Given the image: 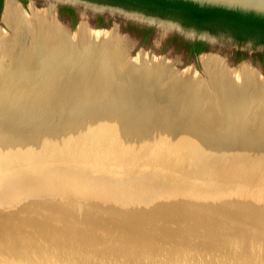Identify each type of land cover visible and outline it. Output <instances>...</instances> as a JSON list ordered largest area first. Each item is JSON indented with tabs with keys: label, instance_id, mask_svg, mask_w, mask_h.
I'll use <instances>...</instances> for the list:
<instances>
[{
	"label": "rangeland",
	"instance_id": "obj_1",
	"mask_svg": "<svg viewBox=\"0 0 264 264\" xmlns=\"http://www.w3.org/2000/svg\"><path fill=\"white\" fill-rule=\"evenodd\" d=\"M7 1L18 3L30 17L33 16V10H36L40 14L51 11L56 21L63 24L73 37H77L76 35L80 33L83 26H87L88 33L108 34L115 32V34L126 38L127 48L124 46L121 49L124 48L129 52L128 54L130 56L128 55V59L130 61L131 59L132 61H136L144 55L157 60H164L165 58L167 62L173 63L171 65L174 67L173 71L175 70V73L172 74L174 77L175 75L178 76V74L184 77L193 71V78L196 80L200 79L199 81H201L202 78H206L201 63L202 57H217L224 59L228 66L237 73L236 75H240L242 66L249 65L256 69L264 79V65L259 62L257 57L253 58L254 46L262 44L256 38H250L240 43V40L229 30H201L176 16L161 17L150 14L140 7L112 4L101 0H82L88 2L89 5L82 2L79 3L78 0H4L0 5V28L8 33H10V30L2 21ZM70 6L75 10V14L68 11V7L70 8ZM54 7L56 10L61 8V12L64 15L63 18H57ZM132 15L133 17H129ZM135 16L141 17L142 19H138ZM149 19L154 21L152 22L153 24ZM155 19L162 20L176 27L173 30H163L158 24L161 21L157 22ZM115 24L119 26V30L113 29ZM190 33L196 35V39L202 40L206 36L212 39L207 52H204L198 57L192 54L191 46L195 44L193 41L195 37L189 36ZM125 62L127 60L123 62L122 66L126 65ZM22 64L30 63L23 62ZM22 64H16V67L12 65L10 68H5L3 64H0L1 81L10 79L9 82L13 83L15 81L14 77L16 76L20 79L23 77V80H20L23 81V84L27 83L24 86L19 85L13 87L12 89L14 91L11 90V92L6 91V93H1V116L26 115L33 118L39 116L36 120L39 122H42L41 117L46 116L48 118L47 122L51 120L54 124L56 118L59 117V112H61L60 104L64 105L65 103L68 106L67 110L70 111L67 116L77 115L72 112H82L86 115L91 114L97 116L98 120L93 121L91 118L88 122L86 121L83 124L86 126L90 124L97 125L102 122L110 123L114 121L113 119H119L126 120L125 122L130 124V126L134 124L142 132H149L153 128L139 125L134 121L132 123V119H127L129 117L127 115V118H121L119 114L116 115L115 113L107 112L105 110L107 109L106 104L99 103L98 101L97 96L100 97L99 94H89L92 99L94 98L93 103L95 104L91 102L92 107H87L85 110H78L75 107L76 101L69 97L72 94H68L69 96L66 95L68 89L65 88V83L68 79L64 82L63 77H60L58 74L51 75L49 72L47 75V69L50 70V67L53 68L52 65L34 64V67L40 65L36 70L37 73L31 71V75L26 78L28 75L25 73L24 76L16 75V73L18 74L21 71L20 66ZM97 66L100 70L106 72L105 68L99 65ZM81 68L88 69L89 64H71L72 71L77 70L78 72L81 71ZM106 69L108 71L106 73L100 71V75H107L109 73L115 78V87H113L115 92L126 94L131 86L134 87V83L130 80L123 79V81L118 78L114 71L116 69L120 71L118 66ZM196 75L201 77L198 76L196 78ZM175 80L173 78L172 82ZM36 86H41L42 90L46 91V94L43 95L45 97H41V95L33 90ZM51 86L54 87L51 88ZM91 87L90 89L87 85L84 89L87 92L98 93L96 87ZM208 89H206L207 92H209ZM172 90L173 88L169 82L167 87H161L159 90L152 87L142 88V92L146 93L144 100L146 99L147 103L149 100L159 101L170 99V105L178 107L177 104L180 101L179 96L177 92L170 95L169 92ZM154 92H159L160 97L153 96ZM9 95L15 98V101L11 102L10 105L6 102V100H12L8 97ZM121 96L113 94L112 98L115 99L116 104L121 103ZM3 101L4 103H1ZM207 101V108L204 105L197 111H194L189 105V107L182 105L179 108L178 115H175L170 122L162 123L164 127L171 130V133L176 136L174 138L175 144L171 143L175 146L173 148L181 151L179 153L180 155L187 156L191 154L205 161L228 157L231 160L239 162L243 160L242 158H246L252 168L259 167V165L264 167V145L262 146L264 139H261L264 138V129H261L257 123L259 117L257 114L255 115L256 110H250L245 113V116L243 114L241 129L237 133L236 131L234 133V130L230 127L232 119L230 121L226 105L221 104L215 106V100L209 99ZM209 101H213L214 103L211 102L209 106ZM128 103L135 105V102ZM129 112L133 111L128 109ZM148 113H154V111L152 109L146 112L141 111L138 112V115ZM110 118L113 119L110 120ZM64 120L65 118L59 123L64 122ZM244 122L246 123L245 125ZM128 124L126 126H129ZM247 127L250 128L248 129ZM242 128L246 130H242ZM214 129L217 131H214ZM162 149L169 151L170 147ZM197 150L201 152L203 157L199 154L198 156L194 154ZM221 152H226L232 157L228 155L219 157L218 153L220 154ZM160 166L152 165L146 158H143L138 163V166L134 168L133 172L125 174L126 171L128 172L131 169V166L128 164H123V166L116 164L112 168L116 169L118 175L113 178L110 177V180H95L92 179L95 178L93 177L94 175L91 178L89 176H82L84 174H73L66 170V166L62 165H57L45 173H30L12 177L5 184L4 191L11 195H18L23 191L17 192L19 188L31 187L32 190H30V193H22L25 194L22 197L18 195L17 198L19 200L16 202L18 203L17 208L0 212V226L5 224L4 226L7 227L9 225L7 222H12L15 219H33L38 216L37 218L42 220L44 218L43 216L46 217L47 215H56L62 218V220L64 219V221L70 220L78 222L74 223L76 226H82L83 222L88 221L104 223L98 224L104 226L107 222L126 219L127 224L129 221V225L121 226L122 228L116 227L123 232L122 237L115 234L108 236L109 238L102 239L103 237L99 236V234H102V230H98V235L95 231L88 230L93 239L90 247L102 249L104 250L103 253H105L101 254V256L93 254L94 256L100 257V259L113 260V264H264V210L244 207V210L241 208L240 210L242 211L234 212L232 218L225 220L223 218V212L218 209L215 210L214 206L207 203V201L199 198H182L186 193L174 190L178 187L183 190L186 189L187 186L185 183H171L158 177L156 175L158 174L157 171L165 173L172 168L171 165ZM57 169L60 170L57 171ZM56 173L62 174L57 175ZM261 183L262 181L253 182L246 178H238L233 183L235 188L231 189H237L236 191L238 192L242 186H245L246 190L244 192L254 194L253 192L261 186ZM37 192H52L58 195L52 193L36 194ZM155 192L158 195L165 194V197L162 195L156 197ZM142 193H149L147 197L151 198L150 202L153 203V205L151 204V208L145 211H136L138 210L136 208L132 210L120 208L134 204L135 202H132V200L138 198ZM93 197H100L101 199L103 198L112 202L99 200L97 204V199ZM186 201L192 202L190 203V207H187L185 210L179 209L177 205L180 203H187L189 205V202ZM194 201H197L199 204H196ZM163 202L167 203L165 208L162 206H160V209L155 207L156 204ZM102 204L105 206L103 207ZM180 206L183 207L184 205ZM235 208L237 209L238 207ZM173 210L177 211V213L171 216L159 213L160 211L165 213V211ZM153 212L157 214H151ZM189 222H192L191 226L186 224ZM241 222L243 223L240 224ZM65 224L69 225V223ZM65 227L67 226L65 225ZM163 228L167 230V235L164 237L163 233H161V236H158L159 230H163ZM130 229H136L131 236H149L150 241H143L141 243L137 239H131L129 236L130 233L128 234ZM33 233L20 234L21 240L18 246L21 250L24 249V253L27 252V256L20 257L17 255V257H9L11 258L10 260L21 261L23 264H77L76 259H72L61 253L54 254L49 248L47 250L39 249L37 244L22 242L25 241V237H32ZM205 236L208 238L203 239ZM128 238L130 239L128 240ZM26 249L28 250L26 251ZM104 256L107 258H104ZM78 262L82 263L79 260Z\"/></svg>",
	"mask_w": 264,
	"mask_h": 264
},
{
	"label": "bare ground",
	"instance_id": "obj_2",
	"mask_svg": "<svg viewBox=\"0 0 264 264\" xmlns=\"http://www.w3.org/2000/svg\"><path fill=\"white\" fill-rule=\"evenodd\" d=\"M32 13L33 16L30 17L27 14V12L18 3L14 1H7L6 3V8L2 21L10 30V33L0 28V64H3L5 68H10L12 65L15 66L16 64H22L23 62L21 58L27 54L30 55L32 54L35 57L34 63L32 64H47V66L52 65L53 68L50 67V70L47 69L48 70L46 72L47 75L49 72L51 73V75L58 74L60 77H63L64 79L63 81L65 82L67 79L69 81V77L74 76L73 75L74 72H77V70L72 71L71 64H82V65L89 64L88 69L89 70L91 69L92 72L94 71L95 78L89 79L90 81L93 82V85L89 84L88 87H90V89L92 88L91 86L96 87L97 92L101 94L100 97L97 96L99 103L102 102L106 104L105 106H107L106 107L107 109L105 110H107V112L115 113L116 115L119 114L121 118H127L126 115L128 114V109H130L134 113L137 112V109L141 108L140 105L146 102V99L144 100L145 97L139 95L140 96L139 99L141 102L138 101L137 98L134 99V96L133 98L121 96L120 104L106 101L107 98H112L110 96H105V95L109 94L108 88H112L114 90L113 87H115L114 86L115 78H113L112 75H110L109 73L107 75H102V74L100 75L101 73L100 71L103 70H100V68H98L97 65L105 68L106 72L108 71L106 68H114V66L115 67L118 66L120 69L119 71L120 73L121 71L124 72L125 70L131 72L132 76L127 79L134 84L138 82L141 88L152 87L156 90H159L161 87L162 88L167 87L168 82L171 84L173 90L169 92V94L173 95L174 92H177L180 100L179 104H177L178 107L170 105L169 102L170 99H166L159 101L158 100L148 101V104L150 106L158 107L155 108L156 110H153L149 106H143V105H142L143 108L141 109L142 112L149 111L150 109H152L154 112L157 111L156 113L160 114V116H163V117L159 116L160 118H162L163 123L170 122L175 117V115H178L179 108L182 107V105L185 107L186 105L187 106L189 105L194 111L195 110L197 111L200 107H203L204 105L206 107V102H208L207 100L210 99V100H215V103L211 101L215 104V106H219L221 104L226 105V110L228 112L230 121L232 119V123L230 127L234 130V133L235 131L237 133V131L241 129L240 126L242 124L241 122L243 120V114L245 116V113L249 112L250 110H256L255 115L257 114L259 117L257 123L260 125L261 129H264V79L260 76L259 72L256 69H254L252 66L249 65L242 66L240 70V75H236L237 73H235V71L228 66L227 62L224 59L217 57L215 58L202 57L201 63L203 65L206 78H202L201 81H199L200 79L197 80L194 79L193 71L185 75L184 77L183 75L180 76V74H178V76L175 75L174 77L172 74L175 73V70L173 71L174 67L171 65L173 63L167 62L165 58L164 60L161 59L157 60L154 58L155 59L154 60L149 56L146 57L144 55L140 57L139 55L140 58L138 57L139 58L138 60L132 61L131 59L130 61L128 59L129 52L124 48L121 49L124 46L125 48H127L126 38L122 37L121 35L119 36L115 34V32L108 34L88 33L87 26L85 27L83 26V28L80 30V33L76 35L77 37H73L70 31L63 24L56 21L55 16L53 15V13H51V11L40 14L37 13L36 10H33ZM129 17H133V15ZM136 18L142 19L141 17H136ZM149 20L151 21V23L154 22L151 19ZM158 24L163 30H170V29L173 30L176 27L175 25L165 23L163 21H161V23ZM189 36H194V34L190 33ZM210 41H212V39ZM126 60H127V62H125L126 65L122 66L123 62ZM38 68L39 67L36 66L31 71L37 73L36 70ZM24 73L25 71L21 69V71L18 74L16 73V75H24ZM198 76L196 75V78H198ZM173 78L174 80L175 79L176 80L172 82ZM53 87L54 86H51V88ZM206 89H208L209 92H207ZM12 90L14 91V89ZM33 90L36 91L39 95H41V97H45L43 95L46 94V91H43L41 86H36L35 88H33ZM140 92H142V90ZM66 95L69 96L68 94ZM8 97L12 99L10 101H15V98L13 96L9 95ZM128 102H135V105L130 104ZM211 102L209 101L208 104L209 106ZM61 105L62 104H60L61 112L59 113L62 114L61 115L59 114V117L56 118L54 124L52 123L51 120H49L47 124L48 126L51 125L54 126L55 124H57V121L59 123L62 119L65 118V116H67L68 113H70V111L67 110L68 106L65 103L64 105L62 106ZM136 114H138V112L135 113L134 115ZM90 115L91 114L88 115L89 116L88 119H91ZM0 116H1V112H0ZM91 116L97 118L96 115H91ZM37 122L39 121L32 122L31 126L36 125ZM245 124L246 123L244 122V125ZM250 127L247 128L249 129ZM245 128H242V130ZM214 131L217 130L214 129ZM173 142L175 144V141ZM171 143L172 142H168L167 140H163L162 138L154 146H150L147 148L148 151L147 154L151 155L150 158L153 162L156 163L158 161H161L163 166H167V165L172 166V168L170 170H167V172L165 173L167 176H170V178L167 179L169 182L178 181L179 176L181 174L184 176L185 173H191L189 172L190 168L192 169V171L202 174L210 175L212 172H214L212 176H217L219 178H223V177L235 178L241 175L242 176L247 175L248 177L251 172L256 174V169L257 170L260 169L259 173L264 172L261 168L257 166L252 168L251 165H249L250 162L246 160V158H242L243 159L242 161L237 162L229 159L226 156H225L226 158L220 157L223 155H228L229 157H232L226 152H221L220 154L218 153V156L220 157L219 159L214 158L213 160L210 161L207 160L203 164H201L195 161L198 160V158L194 157L191 154H188L187 156L180 155L179 153L181 151L173 148L175 146L172 145ZM263 145L264 144H262V146ZM165 147H170L169 151H164L165 149H162ZM112 153L113 154H111L109 157L113 160H118L120 158L118 156H122L123 154V153L118 154L116 151H113ZM141 153L142 151L138 149L135 153H132L133 155L131 159L135 157H140ZM112 173L114 174V172ZM228 178H224L226 184H228L227 183ZM166 204L167 203L156 204V206L159 205L166 206ZM180 205L182 204L180 203L177 206ZM162 212L163 211H160L159 213L167 214L169 216L175 215L177 213V211L174 210L165 211V213ZM151 214H157V213L153 212ZM191 223L192 222L186 224L191 226ZM242 223L243 222H241L240 224ZM3 229L4 228L0 229V234L2 235L6 234L5 233L6 230ZM65 229L66 230L61 229V231L48 230V229L39 231L41 232L42 236L44 235L51 236L52 234L55 235L52 236V238H47V239L46 237H44L45 239H43L40 236V238H42L41 241L39 239H36L35 235L37 234V230H35V232L32 234V237L31 236L25 237V241L28 240L33 244H37V247L39 249L47 250V248H49L51 252L54 254L61 253L72 259H76L77 262L76 261L75 262L77 264H113L114 263L113 260H107V259L105 260L102 258L100 259V257L93 255V254H98L99 256H101V254H105V253H103L104 250L102 249L90 247L93 239L91 238L92 235L90 234L88 229H85V231L73 227L65 228ZM135 230L136 229L134 230L130 229V231H128V234L130 233L129 236L131 239H137L141 243L143 241L144 242L150 241L149 236H145V235L131 236L132 233L135 232ZM161 233H163L165 237L167 235V230H165L164 228L163 230H159L158 236H161ZM0 238L4 240L3 241L4 245H2L3 243L2 240L0 239V264H23V262L21 261L10 260L11 258H9L14 256L17 257V255H19L20 257L27 256V252L24 253L23 251L24 249L21 250V248L18 246L21 240L20 233L14 234L11 237L7 235V237L1 236ZM12 238L16 239V241L18 240L17 243L7 244L8 241L12 242L11 241L13 240ZM130 238H128V240ZM205 238L208 237L207 236L203 237V239ZM27 250L28 249H26V251ZM104 258L107 257L104 256ZM78 260L82 263H79Z\"/></svg>",
	"mask_w": 264,
	"mask_h": 264
},
{
	"label": "water",
	"instance_id": "obj_3",
	"mask_svg": "<svg viewBox=\"0 0 264 264\" xmlns=\"http://www.w3.org/2000/svg\"><path fill=\"white\" fill-rule=\"evenodd\" d=\"M79 3H86L89 5L88 2H84L82 0H78ZM183 1L187 3H191L197 5L201 8H214V9H222L231 12H237L244 15H252L258 18L264 19V0H177ZM20 3V2H19ZM92 6V5H90ZM115 10L114 8H112ZM56 12V16L58 18V9H54ZM116 11V10H115ZM122 12V11H121ZM156 21H162L157 20ZM164 22V21H163ZM113 29L119 30V26L115 24ZM183 32V31H182ZM181 32V33H182ZM164 33V32H163ZM167 33V32H166ZM164 33V35H166ZM183 34V33H182ZM196 41V35H194ZM210 41V37L206 36L203 40ZM22 62L26 63H34L35 57L31 54H27L21 58ZM38 66V65H37ZM39 67V66H38ZM21 69L25 71V74L28 75V78L31 75V70L34 69V64H22ZM128 69V68H125ZM115 74L122 79H126L131 77L132 73L125 70L121 73L117 70H114ZM127 71V72H126ZM30 73V74H27ZM130 73V74H129ZM24 76V75H22ZM95 78L94 71L92 72L91 69H81V71L74 72V76L69 77V81L65 83V88L68 89L67 94H72L69 96L76 101L75 107L78 110H85L87 107H92V103L94 98L92 99L89 94H99L95 92H87L84 87L91 84L93 82L89 79ZM10 80V79H9ZM9 80L1 81L0 80V95L1 93H6L7 90L11 92L12 88L19 85H25L27 83L21 82L19 77H14V83H10ZM124 81V80H123ZM79 86V87H78ZM143 86V85H141ZM75 88V89H74ZM143 88V87H142ZM140 84L136 82L134 87H130L129 91L126 94H119L115 92L112 88H108L109 94L105 96L112 97L113 94L115 95H122L125 97H131L134 99L137 98L138 101L139 95L145 97V92H140L142 90ZM159 92H154L153 96L160 97ZM104 98V97H103ZM88 99V100H87ZM108 102H116L113 98H107ZM6 102L10 105V100H6ZM92 102V103H91ZM141 102V101H140ZM1 103H4L1 102ZM90 104V105H87ZM95 104V103H93ZM143 106H149L153 110L158 108L157 106H150L148 103L144 102ZM137 109V112H141V109ZM157 105V104H154ZM135 112V113H137ZM157 112V111H156ZM148 113V114H136L133 112H129L127 119H132L135 123H138L142 126H150L153 127L150 129L149 132H142L139 128L135 127L134 124L130 126V124L126 123L123 120L113 119V122L110 123H98L96 126L95 124L90 125H83L86 121H89V114L85 115L82 112H72L77 115L67 116L65 117L64 122L55 124L54 126H48V122L46 116L41 117L42 122H37L36 125L31 126L30 124L38 119L39 116H35L34 118L31 116L26 115H4L0 116V212L2 211H10L17 208L18 203H16L19 199L17 198L18 195L22 197V193L29 192L31 187L27 188H19L17 192L21 193L18 195H11L8 192L4 191L5 184L8 180L12 177H16L19 175H26V174H34V173H42L48 170H51L55 166H66V170L73 174H84V177H95L92 179H106L110 180L109 178L116 177L117 171L115 168H112L114 165L123 166V164H128L131 166L129 171L125 172V174H129L134 171V168L138 166V163L146 158V160L155 166L163 167L161 161L153 162L151 160V155L147 154V148L150 146H154L156 143L159 142L163 138V140H167L168 142L174 143V134L171 133V130L164 127L162 125V118L154 117L159 116L158 113ZM146 115V116H145ZM90 117L95 120L98 118H94L90 115ZM133 117V118H132ZM165 117V116H164ZM82 123V125H81ZM128 124L129 126H126ZM81 125V126H80ZM156 127V128H154ZM178 144V143H177ZM177 146V145H176ZM182 146V145H181ZM138 149L142 151L140 157L132 158V153H135ZM116 151L118 154L123 153L122 156L118 160H113L109 156L113 154L112 152ZM117 154V155H118ZM196 156L198 154L203 157L201 152L197 150L194 152ZM136 155V154H135ZM149 158V159H148ZM210 158V157H209ZM198 163L203 164L205 160H195ZM258 167V166H257ZM264 171V167L259 165ZM256 169V168H255ZM60 169H57V171ZM65 170V172H66ZM153 171V170H152ZM64 172V173H65ZM114 172V174L112 173ZM156 174L161 179L168 181L167 179L170 176H167L165 173L157 171ZM189 172L185 173L183 176L182 174L179 176V180L175 181L177 183L183 182L187 186L186 189H180L179 187L176 188L174 191H182V193H186L183 195L182 198L190 197V198H199L201 200L207 201L210 205L214 206V209L221 210L223 212V218L228 220L233 217V213L239 211L241 208L244 210V207H250L252 209H262L264 210V172L259 173L260 169H256V174L251 172L249 176L241 175L235 178H228L223 177L219 178L217 176H212L214 172L209 174H202L192 171L190 168ZM194 173V174H192ZM62 174V173H56ZM48 176V175H46ZM51 176V175H49ZM182 177V178H181ZM224 178H228V184L225 183ZM238 178L240 179H249L253 182H261V186L253 192L254 194H250L249 192H244L246 187L242 186L240 191L232 190L231 188H235L233 183ZM115 179V178H114ZM231 179V180H230ZM169 182V181H168ZM173 183V182H171ZM201 183V184H200ZM25 189V190H24ZM236 191V192H234ZM47 194L52 192H37L36 194ZM189 193V194H187ZM244 193V194H243ZM56 194L57 193H52ZM149 193H142L138 196V198H134L132 202L134 204H130L125 208V210H132L138 209L139 210H147L151 208L150 202L151 198L147 196ZM164 196L165 194H157L155 192V196ZM61 196V195H60ZM19 197V198H20ZM165 197V196H164ZM97 199V204L100 197H93ZM109 201V200H105ZM184 201V200H183ZM112 202V201H109ZM187 203H182L183 207L179 206V209L185 210L187 207H190ZM196 204H199L197 201ZM106 203V202H105ZM114 203V202H113ZM17 204V205H15ZM101 204V203H100ZM116 204V203H115ZM165 204V202L161 203ZM103 205V204H102ZM105 205H103L104 207ZM118 206V205H117ZM160 209L159 206H155ZM166 207V206H162ZM195 207V206H194ZM235 207H238L237 209ZM20 208V207H19ZM23 210V209H22ZM240 210V211H242ZM19 212V211H17ZM244 214V213H243ZM38 217V216H37ZM33 218V219H21L14 221L7 222L11 226L5 227L3 224L0 226V229L4 228L6 230V234H0V237H10L14 234H26V233H33L37 230V234L35 235L36 239L40 241L47 238H52L55 235H44L42 236V230H66L65 228H76L85 231L88 228L90 231H95L98 235V230H102V234L99 236L103 237L102 239L109 238L108 236L117 235L122 237L123 232L118 230L116 227L122 228L121 226L129 225V221L127 224V220H120L115 222H107L106 225L101 226L98 224L104 223H96V222H83L82 226H76L74 221H64L62 218L57 217L56 215L50 216H43L44 218L40 220V218ZM124 222V224H123ZM12 223V224H11ZM69 223V225L65 224ZM180 223V222H179ZM65 225L67 227H65ZM62 227V228H61ZM116 230V231H115ZM8 231V232H7ZM11 233V234H9ZM40 236L42 238H40ZM13 239V238H12ZM4 241V240H3ZM2 241V243H4ZM12 242H7V244H15L17 243L16 239L11 240ZM23 243H29L27 241H22ZM4 245V244H2Z\"/></svg>",
	"mask_w": 264,
	"mask_h": 264
},
{
	"label": "trees",
	"instance_id": "obj_4",
	"mask_svg": "<svg viewBox=\"0 0 264 264\" xmlns=\"http://www.w3.org/2000/svg\"><path fill=\"white\" fill-rule=\"evenodd\" d=\"M112 4H125L140 7L146 12L161 16H176L198 29L229 30L241 41L256 38L264 44V19L252 15L214 8H201L197 5L177 0H101ZM75 14L73 10H68ZM74 16V15H73ZM192 54L208 51L203 43L192 46Z\"/></svg>",
	"mask_w": 264,
	"mask_h": 264
},
{
	"label": "flooded vegetation",
	"instance_id": "obj_5",
	"mask_svg": "<svg viewBox=\"0 0 264 264\" xmlns=\"http://www.w3.org/2000/svg\"><path fill=\"white\" fill-rule=\"evenodd\" d=\"M2 2H4V0H0V5L2 4ZM66 3V2H65ZM110 8V7H109ZM68 9H71V10H73L74 12H75V10L70 6V8L68 7ZM101 15V14H100ZM63 14H62V12H61V8H59V10H58V17H61V18H63ZM99 17H102V16H99ZM104 18V17H103ZM107 19H110V18H107ZM105 20V19H104ZM106 21V20H105ZM240 43L241 42H243V41H239ZM194 43H203V44H205L206 45V47H208L209 48V41H207V40H201V39H196V41H194ZM257 45H255L254 46V48H253V51H254V56H253V58H258V60H259V62L261 63V64H263L264 65V44L262 43V44H259L258 46H260V47H256ZM242 51V50H241ZM206 52V51H205ZM204 53V52H203ZM203 53H201V54H203ZM201 54H199V55H194L195 57H198V56H200Z\"/></svg>",
	"mask_w": 264,
	"mask_h": 264
}]
</instances>
